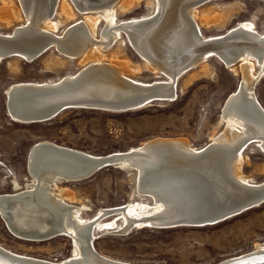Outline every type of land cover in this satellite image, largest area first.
Here are the masks:
<instances>
[{
	"label": "bare ground",
	"instance_id": "1",
	"mask_svg": "<svg viewBox=\"0 0 264 264\" xmlns=\"http://www.w3.org/2000/svg\"><path fill=\"white\" fill-rule=\"evenodd\" d=\"M58 1H60L61 18L54 21L53 16L57 11ZM133 1L19 0L22 10L11 4V9L8 8L10 11H0V18L6 20V25L21 21L23 18L26 20L25 25L17 27L13 33L9 35L0 33V48H2L1 45H5L4 48L7 50L20 49L21 51L15 56L31 61L32 59L29 58V55L33 48L41 46V49L45 50L47 48L48 50L52 46H55L68 59L82 57L81 63L86 65L81 72L67 75L57 81L19 82L12 84L6 89V92L11 93L14 90L12 97L8 93L10 96L8 98L9 113L13 120L29 124L24 122L31 121L25 120L33 118L21 115L23 114V108L19 109L20 105H24V109L27 106L43 111L50 107V100H56L59 102L55 106L57 107L67 101L66 98H63L62 95H57V93L69 88V86H82L84 83L83 89L71 93L70 96L72 98L87 97L93 100H117L126 97L128 93L132 92L130 89L125 88L129 85L133 87L137 86L139 90L142 88V91H145V88H150V93L157 94L163 100H171L177 95V80L193 70L196 65H200L201 70H208L209 64L204 60L207 56L215 53L226 66L232 67L237 71L240 68L243 80L238 89L224 103L221 122L225 123V129L220 134H213L210 143L206 145H215L212 149L213 151L208 155V157H211L209 160L214 165V171L212 175H208V177L203 176L202 179L209 182L214 180L212 178L215 177L217 168H221L226 162L230 173L233 177H237L240 180L241 185L250 188L255 194L259 193L261 197H264V183H252L253 179L246 176L242 171V164L245 161L243 150L247 146L245 144L248 141L251 140V143H257L259 148L264 152V109L258 101L256 93H254V85L264 73V33L260 34L257 32L254 22L244 21L231 29L235 33L229 37L224 38V34L210 38L204 37L199 24L211 26L218 23L221 18V16L213 14L217 10L214 6H211L209 9L206 7L202 11L199 9L211 0H149V3L155 7V15L116 25L115 16H117V12L130 9ZM167 1L169 2L168 4ZM171 4L175 10L169 9L167 19L163 21L165 8L167 5H170L169 8H171ZM75 10L87 15L82 21L74 23L75 25H70L62 36L56 35V30L64 20L72 19L76 16ZM96 12H101V14L93 15ZM102 18H105V28L102 32V38L97 39L95 34L98 23ZM119 30L126 32L132 46L144 58V65L157 75L164 74L167 76L168 80L162 81L164 84L159 81L150 83L139 82L137 79L127 76L126 73H129L127 71L130 64L128 61L120 58L119 53L121 50L112 53L110 55L111 58L105 60L106 54L104 51L110 48L118 39L120 35ZM11 38H15L14 41L16 42L6 44L5 41H1ZM30 44L34 47L30 46ZM122 45L123 41H121L119 49L122 48ZM211 47H215L218 50L208 51L207 49ZM2 58L3 56L0 54V61ZM237 64H239L237 68L233 67ZM256 64L259 65V68H256ZM198 74L199 70L190 74L188 73L186 80H191ZM77 88L75 89L78 90ZM18 90H27L30 92L28 94L39 95V97L27 100L24 96L20 99L21 94ZM50 92L55 95L49 97L47 94ZM50 110L44 111L43 115L39 118L43 119L50 116L48 115ZM149 142L170 143L169 145L172 146L173 144H178L179 148H175L178 150L177 154L189 152L192 154L206 147H193L184 138L161 137L147 140L141 143V145ZM239 143H241V149H237L236 147ZM140 146L129 148L124 152L120 151L110 154L120 155L131 150H137ZM35 148H39V150H43V148L57 149L76 155L73 156V159H70L54 151H44L35 153L32 157L31 154ZM29 153L27 165L33 179L27 183V188L25 189L14 193L0 194V214L9 230L24 240H49V237H45V233L29 232L31 229L29 230L28 227L30 226H27V223L29 222L31 225H34L39 220L35 215H31L32 210L39 212L37 216L47 223L49 229L61 227L65 234L71 235L74 243L72 256L62 262L75 260L78 264H91L90 260L83 259L80 240L88 238L90 241H94L96 235L95 231H93L94 228L98 231L101 229H113L115 232L127 233L134 228L201 226L204 222L203 217L208 213L207 209L213 212L218 210L215 209L217 206H209V203L206 201L207 195L204 196L202 190L205 186L199 185L196 182L197 179L191 176L173 174V177L171 175L167 178L169 173L166 174L167 171L164 168L162 174L166 177L152 178L150 182L141 186V166L145 170H149L156 165V157L153 151H151L144 158H127L126 160H120L118 164L123 168L125 166L132 168L130 171L134 173L137 191L153 197V203L147 204L129 201L128 204L123 206L120 205L115 208L100 210V216L96 220L91 221L92 218H83L80 214L82 207H87L69 204L68 202L74 200L75 197L69 191L70 189L61 188L58 182L70 183V180H77L78 177L76 176L78 175L71 173L81 172L83 169H91L93 172L97 166L90 165L89 162L91 163L92 160L89 161L88 158L103 157L109 154L93 155L60 146L50 141L37 142L31 147ZM81 159H85L86 161H82ZM33 160L40 165H44V167L36 171L33 168V165L36 167ZM44 169L45 171H43ZM13 184L15 189L20 187L15 180ZM195 193L198 195L196 198L194 196ZM259 201L260 198L253 200L251 203H259ZM13 206H21L20 208L27 212L17 213L16 210L19 209H13ZM110 214H115L117 217L120 216L122 222L119 223V219L114 220L112 218V222L109 221V223L103 224L101 218ZM29 216L31 217L28 218ZM177 222L180 224L174 225ZM23 226H27V228H21ZM263 251L264 245L259 246L257 251L252 253V255L262 254ZM17 255L44 263L51 262L26 255ZM0 264L7 263L0 260ZM222 264H228V262Z\"/></svg>",
	"mask_w": 264,
	"mask_h": 264
},
{
	"label": "rangeland",
	"instance_id": "2",
	"mask_svg": "<svg viewBox=\"0 0 264 264\" xmlns=\"http://www.w3.org/2000/svg\"><path fill=\"white\" fill-rule=\"evenodd\" d=\"M11 4L21 9L19 0H0V11H10L8 8L11 9ZM59 5L60 1L57 2L54 21L61 18ZM211 6L217 8L213 14L221 18L211 26L199 24L204 37L221 36L244 21L254 22L257 32L264 33V0H211L199 9L202 11ZM75 11L76 16L64 20L56 30V35L62 36L70 25L82 21L87 15ZM154 11L155 7L149 0H134L130 9L117 12L115 23L121 25L151 17L155 15ZM99 14L101 12L93 15ZM5 21L0 18V33L4 35L13 33L17 27L26 23L24 18L11 25H6ZM104 28L105 18H102L95 34L97 39L102 38ZM119 31L118 39L104 51L105 60L121 50L120 58L130 64L127 76L144 83L167 81L166 75H157L144 65V58L132 46L126 32ZM121 41L123 45L119 49ZM81 60L82 57L68 59L52 46L32 61L16 56L0 61V194L27 188V183L33 179L27 165L29 151L40 141H50L93 155L124 152L160 137L184 138L193 147H205L213 134H220L225 129V123L221 122L224 103L243 80L240 68L234 70L226 66L217 55H209L204 60L209 64L208 70H201L200 65H196L188 72L190 74L199 70L195 78L186 80L187 73L177 80V95L174 99L154 101L139 110L114 112L73 108L63 111L50 121L31 124L16 122L9 116L5 92L12 84L57 81L81 72L86 67ZM239 64L233 67L237 68ZM256 68H259L258 64ZM254 93L264 109V73L254 85ZM243 154V173L253 179L250 180L252 183H264L262 149L257 143L250 142ZM130 170L132 168L122 169L113 165L97 171L88 179L58 182V185L70 189L75 199L68 203L87 207H82L80 214L93 221L100 216L102 209L123 206L129 201L153 203V197L137 191L134 173ZM14 180L20 185L17 189ZM112 218L122 222L121 217L115 214L105 215L101 221L103 224L109 223ZM93 231L96 234L92 244L95 251L119 262L222 264L252 254L264 245V203L212 225L134 228L127 233L115 232L113 229L98 231L94 228ZM0 246L20 255L51 262H62L70 258L74 249L73 240L65 236L43 241L21 239L7 228L1 217Z\"/></svg>",
	"mask_w": 264,
	"mask_h": 264
},
{
	"label": "water",
	"instance_id": "3",
	"mask_svg": "<svg viewBox=\"0 0 264 264\" xmlns=\"http://www.w3.org/2000/svg\"><path fill=\"white\" fill-rule=\"evenodd\" d=\"M168 3L169 2L167 1V4ZM169 6L170 5H167L165 8L163 21L167 19L169 9L175 10L172 4H171V8H169ZM233 33H235V31L231 30V32H229L228 34H224L225 35L224 38L229 37ZM14 40L15 38H11L9 40H1V41H5V43L8 44L10 42H16ZM30 46L34 47L32 44H30ZM1 47L2 48H0V54L3 56L2 60L10 56H15L18 54L19 51H21L20 49L7 50L4 48L5 45H1ZM207 50L216 51L218 49L215 47H211L210 49L208 48ZM46 51H47V48L43 50L41 49V46L35 47L32 49V52L29 55L30 56L29 58H31L32 60H35L36 58L41 56ZM211 55H216V54L213 53ZM82 86H69V88H66L60 91L59 93H57V95H62L63 98L67 99V101L61 103L57 107L55 106L59 104V102H57L56 100H50V104H49L50 107H48L46 110H43V111H39L35 108H31L27 106H25L26 109H24L23 107L24 105L23 106L20 105L19 109L23 108L22 109L23 114L21 115H23L24 117L33 118L30 120H25V121H31V122H24V123L31 124V123L50 121L54 119L55 117H57L58 115H60L63 111L68 110V109H73V108L97 109V110H107V111H114V112H129V111H135V110L142 109L154 101L163 100V98L159 97L157 94L155 95L153 94V92L150 93V88L148 89L145 88V91H142V88H140L139 90L137 86L133 87L129 85H127L125 88L130 89L132 92L130 94L128 93L126 97L119 98L117 100L116 99H106V100L105 99H100V100L95 99L93 100L87 97H82V98L73 97L72 98L70 96L71 93H75L76 91L83 89ZM77 87H80V88H77ZM75 88H77L78 90H76ZM13 91L11 93L5 92L6 97H7L6 107H7L8 113H9L8 98L10 97L9 94L12 97ZM18 91L21 94V96L19 97L20 99L24 96L27 100L33 99L34 97H39V95L28 94L30 92H28L27 90L25 91L18 90ZM47 95L49 97L51 96L53 97V95L55 94L50 92ZM76 96H79V95H76ZM49 109H51L48 112V115L50 116L45 117L43 119L39 118L40 116L43 115L44 111H48ZM9 115L11 116L10 113ZM250 142L251 140L248 141L245 145H248ZM169 144H165L164 142H149L147 144L141 145L137 150H131V151H128L120 155L119 154H109L103 157H92V158L87 157L89 161L92 160V162L91 163L89 162V164L92 166H97V168L93 172L91 169H83L81 172L77 171L76 173H71L74 175H78L76 176L78 178L77 180H70L69 182H77V181L88 179L92 175H94L97 171L103 168H106V167L113 166V165L123 168L119 166L118 164L120 160H123V159L126 160L127 158H132V159H138L139 157L144 158L149 154V152L153 151L154 156L156 157L155 158L156 165L154 166V168H150L149 170H145L143 166H141L142 171H141V176H140V180H141L140 185L142 186L145 183L150 182L152 178L154 179V178L166 177L164 174H162V171H164L163 170L164 168H165V171H167L166 174L169 173L168 174L169 176H167V178H169L171 175L173 177V174H176V175L182 174V175L191 176L197 179L196 182H198L199 185L202 184L203 187L205 186L206 188V189L202 188V190H203L204 196L207 195L206 201L209 203V206H217L215 207V209H218L215 212H213L212 210L208 211L207 209L208 213L207 215H205V217H203L204 222L201 225H212V224L220 223L222 221L228 220L232 217H235L241 213H244L245 211L249 209H252L264 203V197H261L259 193L255 194V192L251 190L250 188H246V186L241 185L240 180L237 179V177L236 178L233 177V175L229 171V168L226 165V162L221 168H217L215 177L212 178L214 180L209 182V181H204L202 179L203 176L208 177V175L213 174L214 165L210 162L209 159L211 157H208V155L210 154L211 151H213L212 149L215 147V145L211 144L210 146H206L204 149L198 152H193L192 154L191 152L184 153V154H177L176 152L178 150L175 148L176 147L179 148L178 144H173V146ZM236 147L237 149L238 148L241 149V143H239ZM44 151L45 152L54 151L55 153H58L59 155L66 157V158H70V159H73L74 158L73 156L76 155L70 152H66V151L64 152V151L57 150V149L52 150L49 148H43V150H39V148H35L31 156L33 157L35 153H40ZM28 159H29V156H28ZM81 160L86 161L85 159H81ZM34 163L36 164V167H34L33 165V168L36 169V171H39L44 167V165H40L39 163H36V162ZM125 168L127 167L125 166ZM43 171H45V169ZM194 196L195 198L198 197L196 193ZM259 198H260L259 203H255V204L251 203L253 200H256ZM13 207H14L13 209H19V210H16L17 213L21 214L23 212H27V211H24V209L20 208L21 206H13ZM13 213L15 212L13 211ZM38 213L39 212L35 210L31 211V215H35V217L39 218V220H37L34 223V225H31L29 222L27 223V226H30L28 227L29 230L31 229L29 232L36 231V233H45L44 235H46L45 237H49L48 239L54 238L57 236H65V237H69L72 239L71 235L65 234V232L63 231L61 227L49 229V226L47 225V223L43 221V219H40V217L37 216ZM0 217L3 219L1 214H0ZM30 217L31 216H29L28 218ZM179 224L180 223L177 222L174 225H179ZM27 226H23L21 228H27ZM21 228L20 230L23 231V229ZM83 240L82 241L80 240L82 256H83V259L88 260V261L90 260L91 264H128V263L111 260L109 258H106L100 255L93 248V245H92L93 241H90V239L88 238L83 239ZM250 255L252 254L230 260L228 261V264H264V251L262 252V254H255L252 256ZM0 260L7 264H78L76 263L75 260H70V261H66L62 263H55V262L54 263H51V262L44 263V262L37 261L35 259L19 256L15 254L14 252H11L3 248L2 246H0Z\"/></svg>",
	"mask_w": 264,
	"mask_h": 264
}]
</instances>
